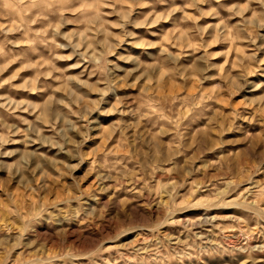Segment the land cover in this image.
I'll return each instance as SVG.
<instances>
[{
	"label": "rangeland",
	"instance_id": "rangeland-1",
	"mask_svg": "<svg viewBox=\"0 0 264 264\" xmlns=\"http://www.w3.org/2000/svg\"><path fill=\"white\" fill-rule=\"evenodd\" d=\"M0 264H264V0H0Z\"/></svg>",
	"mask_w": 264,
	"mask_h": 264
}]
</instances>
